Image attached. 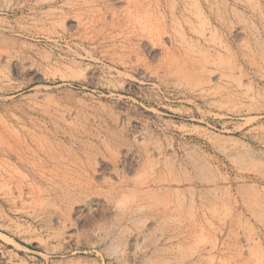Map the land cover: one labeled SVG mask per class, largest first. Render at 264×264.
Wrapping results in <instances>:
<instances>
[{
	"label": "rangeland",
	"instance_id": "1",
	"mask_svg": "<svg viewBox=\"0 0 264 264\" xmlns=\"http://www.w3.org/2000/svg\"><path fill=\"white\" fill-rule=\"evenodd\" d=\"M13 1L0 264H264V0H93L152 23L96 43Z\"/></svg>",
	"mask_w": 264,
	"mask_h": 264
},
{
	"label": "bare ground",
	"instance_id": "2",
	"mask_svg": "<svg viewBox=\"0 0 264 264\" xmlns=\"http://www.w3.org/2000/svg\"><path fill=\"white\" fill-rule=\"evenodd\" d=\"M20 1L21 0H14L13 4L17 6V5H19ZM44 1L45 0H43L41 2H44ZM45 3H46V6H48V8H49L48 10L51 12L52 16L66 18V17H69L70 15H75L76 18L79 20V22H78L79 26L82 27V29L84 30V32H82L79 35L76 34V36L80 40L88 41L90 43H96L100 38H103V39H105L107 41H111V42L114 41L116 38H121L122 41H127L130 37H132L138 33L139 28L148 27L150 24L152 25V23L149 24L148 20L133 18L132 14L134 13V9H137V7L135 4H132V3L128 4L127 3V5H128L127 9L121 10L124 12V19L123 20H120V18L114 19V21L107 27V28L111 29V34L108 36L105 33L103 34V32L105 30H107L106 24L110 23V22L106 21V18H105L102 22V25H100L101 19L98 18L96 16V13H95L97 11L100 12L102 10L103 5L99 6L93 0H46ZM107 6H109V5L105 6V4H104V8L106 10H109V11L113 10L112 8H110L111 6L110 7H107ZM12 8H15V9H13L11 11H16L17 7H12ZM45 9H43V10H45ZM117 13L118 12L115 11L114 15L116 16ZM84 18H86L87 20L85 19L83 21ZM52 21H53V18H52ZM57 24H58V22H57ZM54 26H55V24H54ZM128 33L130 34V36H128ZM125 46H126V44H125ZM129 47H131V46H129ZM19 151L15 150L12 147H8L6 150V154H13L14 153V154H17L18 156H20L21 151L20 152ZM79 251H78V253H80ZM67 253H69V251H66L63 254H67Z\"/></svg>",
	"mask_w": 264,
	"mask_h": 264
}]
</instances>
